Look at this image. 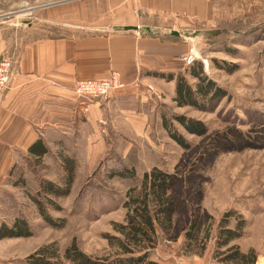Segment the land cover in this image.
<instances>
[{"label":"rangeland","instance_id":"1","mask_svg":"<svg viewBox=\"0 0 264 264\" xmlns=\"http://www.w3.org/2000/svg\"><path fill=\"white\" fill-rule=\"evenodd\" d=\"M96 1L0 0V30L8 48L18 52L29 41L69 32L44 21L45 17H60L61 9V16L71 22L78 11ZM243 5L249 9L240 6L239 15L189 23L181 28L182 37L175 36L176 41L184 40L189 49L179 59L192 54L194 59L183 61L185 65L201 63L206 76L227 96L211 103L213 110L202 111L189 105L178 106L174 97L161 94L165 101H157L158 110L153 111L147 135H128L130 127L121 123L119 128L127 131L126 136L108 139L102 156L89 169L84 167L86 160L79 158L83 172L73 171L69 194L51 196L61 209L48 206L47 211L61 226H49L30 197L41 180L63 186L66 172L59 173L48 157L40 162L49 165L39 168L41 172L14 174L20 184L4 192L0 216H5L10 225L15 218L23 217L32 230L31 236L14 238V264H28L26 257L42 245L54 244L62 257L72 240L89 255L111 254L113 250L103 235L114 234L112 223L124 218L123 202L128 190L135 188L137 192L143 173L153 167L171 174L170 193L174 199L172 226L162 234L154 258L164 264H225L214 256L212 236L220 219L228 216L229 227L239 219L245 221L241 236L231 244L243 252L252 250L254 264H264V0ZM70 6H74L73 10ZM181 75L195 89L198 79L191 77L187 69ZM148 90L160 95L151 85ZM109 97L90 100L107 101ZM180 115L202 121L206 132L188 133L175 118ZM99 119L102 123L96 121V129L110 132L105 117ZM169 131L178 133L188 146L179 144ZM123 166L133 169V177L114 174ZM24 167L29 169L31 163L24 161ZM193 221L201 224L202 235L208 232L210 237L203 246L197 242L189 250L183 246V232ZM9 243L4 250L10 249Z\"/></svg>","mask_w":264,"mask_h":264},{"label":"crops","instance_id":"2","mask_svg":"<svg viewBox=\"0 0 264 264\" xmlns=\"http://www.w3.org/2000/svg\"><path fill=\"white\" fill-rule=\"evenodd\" d=\"M249 1L98 0L71 22L61 16L60 7V17H45L69 32L29 41L18 50L13 78L0 100V206L4 192L20 184L14 174L41 172L49 166L41 160L52 158L59 173L74 164L79 174V158L89 169L108 139L126 136L122 124L130 127L128 135H147L157 101H165L161 94L173 98L176 76L189 68L179 59L189 50L184 40L175 39L182 37L181 28L239 15L240 6L249 9L243 5ZM7 49L0 30V53ZM112 71L119 73L123 87L107 101H83L69 90L78 79L103 78ZM149 85L160 95H153ZM100 117L110 132L97 130ZM24 161L31 163L29 169ZM1 223L10 225L5 216ZM14 238L21 237L0 239V264H14ZM9 242L10 249L4 250Z\"/></svg>","mask_w":264,"mask_h":264},{"label":"trees","instance_id":"3","mask_svg":"<svg viewBox=\"0 0 264 264\" xmlns=\"http://www.w3.org/2000/svg\"><path fill=\"white\" fill-rule=\"evenodd\" d=\"M218 63V62H217ZM218 67L220 65L218 64ZM223 66H221L222 68ZM234 67V66H233ZM225 68V67H223ZM191 77L198 79L195 89L187 82L184 75L176 76L174 100L178 106L189 105L202 111L213 110L214 102H219L227 96V92L216 86L213 80L209 79L201 63H195L187 69ZM233 70V69H232ZM176 120L191 134L201 135L207 130L204 123L194 118H187L183 115L176 116ZM169 134L182 146L187 143L175 131ZM66 179L63 186L50 180H41L31 200L37 206L38 212L43 220L52 227L61 226L58 221L48 213V206L54 209H61L60 205L51 197L67 196L73 179L74 165L65 166ZM115 175L121 177H133L134 171L127 166L116 171ZM172 176L170 173L153 167L143 173L140 187L137 192L130 188L123 202L126 212L121 222H113L114 234L104 233V238L111 254L105 256H92L81 250L75 240L65 248L62 257L57 252L54 244L42 245L26 257L28 264H164L153 257L163 235L168 233L172 226V214L174 212V199L170 193ZM226 216V215H224ZM227 217H222L217 229L212 236L215 239V255L219 261L225 264H254L255 254L252 250L243 252L231 242L240 237L244 220L239 219L233 227L227 226ZM201 224L191 222L183 232V246L192 250L193 244L209 239L207 232L202 235ZM32 230L28 221L23 217L14 219L11 225L0 224V239L6 237H28ZM224 248V249H222Z\"/></svg>","mask_w":264,"mask_h":264},{"label":"built area","instance_id":"4","mask_svg":"<svg viewBox=\"0 0 264 264\" xmlns=\"http://www.w3.org/2000/svg\"><path fill=\"white\" fill-rule=\"evenodd\" d=\"M136 26L135 30H138ZM18 52L14 49H7L0 53V100L5 89L14 75V64L17 59ZM182 61L189 63L194 57L192 54L181 58ZM123 84L120 81L119 74L115 71L103 78L93 79H78L74 81L69 88L70 92L77 97H85L87 99H106L113 90L122 88ZM151 90V88L149 87ZM155 94V93H154ZM102 123V120H99Z\"/></svg>","mask_w":264,"mask_h":264},{"label":"water","instance_id":"5","mask_svg":"<svg viewBox=\"0 0 264 264\" xmlns=\"http://www.w3.org/2000/svg\"><path fill=\"white\" fill-rule=\"evenodd\" d=\"M133 29H136V27H133ZM173 33H174V34H176V32H175V31H173Z\"/></svg>","mask_w":264,"mask_h":264}]
</instances>
